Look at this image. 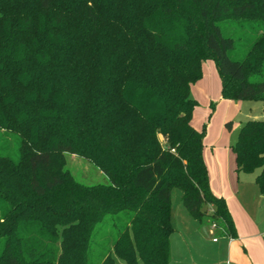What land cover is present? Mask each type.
Instances as JSON below:
<instances>
[{
  "label": "trees",
  "instance_id": "obj_1",
  "mask_svg": "<svg viewBox=\"0 0 264 264\" xmlns=\"http://www.w3.org/2000/svg\"><path fill=\"white\" fill-rule=\"evenodd\" d=\"M224 20L259 26L241 60ZM206 59L224 99L264 101V0H0V264H92L95 228L121 214L98 264H170L175 189L236 237L191 124ZM231 149L264 192V120L243 123ZM64 153L109 182L77 180Z\"/></svg>",
  "mask_w": 264,
  "mask_h": 264
},
{
  "label": "rangeland",
  "instance_id": "obj_2",
  "mask_svg": "<svg viewBox=\"0 0 264 264\" xmlns=\"http://www.w3.org/2000/svg\"><path fill=\"white\" fill-rule=\"evenodd\" d=\"M222 32L235 39L234 59L241 60L254 40L259 26L252 22L224 20L219 22ZM191 97L197 104L192 112L191 124L197 130L205 128L203 156L210 178L217 177L219 167L222 174L232 173L235 156L230 146L237 140L240 126L250 119L264 120L263 100H228L222 97V81L213 59L202 65V77L191 85ZM229 123V125H227ZM10 154L17 156L18 136L8 135ZM74 177L85 184L108 183L109 179L95 164L78 154L64 153L60 156ZM250 181L253 174H243ZM259 188V186H258ZM260 189V188H259ZM175 229L170 235V264H200L213 236L220 239V227L209 233L212 221H200L192 217L181 200V192L173 190L171 195ZM206 206V205H205ZM129 214L118 217L108 215L97 225L92 236L89 261L98 264L106 246L116 238L118 229L123 228ZM209 238V239H208ZM205 251V252H204ZM215 255L213 254V257Z\"/></svg>",
  "mask_w": 264,
  "mask_h": 264
},
{
  "label": "crops",
  "instance_id": "obj_3",
  "mask_svg": "<svg viewBox=\"0 0 264 264\" xmlns=\"http://www.w3.org/2000/svg\"><path fill=\"white\" fill-rule=\"evenodd\" d=\"M230 170L222 174L219 167V174L209 176V182L213 193L225 198L237 236L220 229V239L213 236L208 240L214 245L208 246V255L204 251L206 259L200 264H264V192L258 188L256 173H251L253 178L248 182L242 177L246 173L237 172L235 161L232 173ZM213 229L211 226L209 233Z\"/></svg>",
  "mask_w": 264,
  "mask_h": 264
},
{
  "label": "built area",
  "instance_id": "obj_4",
  "mask_svg": "<svg viewBox=\"0 0 264 264\" xmlns=\"http://www.w3.org/2000/svg\"><path fill=\"white\" fill-rule=\"evenodd\" d=\"M213 228H216L215 224L212 225ZM216 240V239H215Z\"/></svg>",
  "mask_w": 264,
  "mask_h": 264
}]
</instances>
